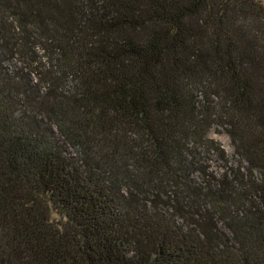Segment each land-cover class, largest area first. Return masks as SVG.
I'll return each instance as SVG.
<instances>
[{"label":"trees","instance_id":"trees-1","mask_svg":"<svg viewBox=\"0 0 264 264\" xmlns=\"http://www.w3.org/2000/svg\"><path fill=\"white\" fill-rule=\"evenodd\" d=\"M0 264H264V5L0 0Z\"/></svg>","mask_w":264,"mask_h":264},{"label":"rangeland","instance_id":"rangeland-1","mask_svg":"<svg viewBox=\"0 0 264 264\" xmlns=\"http://www.w3.org/2000/svg\"><path fill=\"white\" fill-rule=\"evenodd\" d=\"M260 3L264 5V0H258ZM3 66L6 68L7 71H14L13 78L15 80H21L23 77H29L32 82H37L38 77L37 74H31V75H25V70L23 72L16 70V61L9 59L8 61H5L3 63ZM20 70V69H19ZM42 88L41 90L44 92L43 85H40ZM209 136L215 140H217L222 148L226 151L228 157L233 160L234 156V149L231 144L229 136L225 133V131L222 128L216 127L214 130H212L209 134ZM69 153L73 154V151H67ZM203 160L200 163L207 164L210 167V170L214 172L217 175H221L223 172V163L216 157V156H206L202 155ZM191 178V180L198 182V172L195 173Z\"/></svg>","mask_w":264,"mask_h":264}]
</instances>
